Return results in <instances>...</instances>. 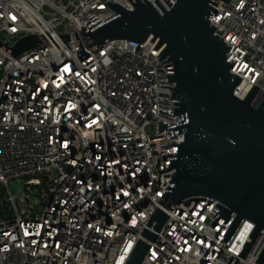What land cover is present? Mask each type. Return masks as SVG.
Wrapping results in <instances>:
<instances>
[{
	"label": "built area",
	"instance_id": "obj_1",
	"mask_svg": "<svg viewBox=\"0 0 264 264\" xmlns=\"http://www.w3.org/2000/svg\"><path fill=\"white\" fill-rule=\"evenodd\" d=\"M108 1L0 0V264H126L139 240L149 245L142 264H255L264 231L242 258L256 226L246 219L225 248L236 213L215 219L213 198L177 204L160 232L146 224L173 173L163 157L179 150L160 145L185 140L159 133V122L172 126L183 116L160 112H174L173 90L160 86L176 85L168 56L112 40L79 58L75 32L90 21L87 14L103 21L119 14ZM216 3L210 26L231 46L227 61L242 78L236 94L242 88L246 97L257 86L258 103L264 0ZM28 36L38 46L14 55Z\"/></svg>",
	"mask_w": 264,
	"mask_h": 264
},
{
	"label": "water",
	"instance_id": "obj_2",
	"mask_svg": "<svg viewBox=\"0 0 264 264\" xmlns=\"http://www.w3.org/2000/svg\"><path fill=\"white\" fill-rule=\"evenodd\" d=\"M128 10L114 0L107 5L119 12L107 21L93 13L89 22L77 29L80 39L79 58L112 40H131L150 49L158 59L168 56L174 65V74H167L175 87L169 101H174V112L160 108L171 117L183 116L176 125L159 122V133L173 136L185 134L183 142L160 145L161 148L178 145V153L168 154L167 169H173L171 180L146 224L158 232L168 220L173 208L186 199L213 198L217 200L210 215L215 219L236 217L221 240L227 248L241 223L246 219L255 228L239 256L246 258L264 231V96L256 103L259 87L253 86L245 98L236 94L242 78L231 72L229 51L218 35L217 27L210 26L209 16L217 1L231 0H166L167 10L159 0L135 4L128 0ZM213 15V14H212ZM39 41L28 36L12 49L14 55L37 47ZM165 182V184H166ZM3 207V212L5 207ZM144 236L155 240L156 233L146 230ZM149 245L139 240L126 264H142ZM264 264V247L255 262Z\"/></svg>",
	"mask_w": 264,
	"mask_h": 264
},
{
	"label": "bare ground",
	"instance_id": "obj_3",
	"mask_svg": "<svg viewBox=\"0 0 264 264\" xmlns=\"http://www.w3.org/2000/svg\"><path fill=\"white\" fill-rule=\"evenodd\" d=\"M237 95H238L239 97H241V98H244L245 95H246V91L243 90L242 88H240V89L238 90V92H237Z\"/></svg>",
	"mask_w": 264,
	"mask_h": 264
},
{
	"label": "rangeland",
	"instance_id": "obj_4",
	"mask_svg": "<svg viewBox=\"0 0 264 264\" xmlns=\"http://www.w3.org/2000/svg\"><path fill=\"white\" fill-rule=\"evenodd\" d=\"M14 191H15V193L18 194V190L17 189H15ZM43 196H44V198H47V192H44V195ZM19 206L24 207V204L21 203V202H19Z\"/></svg>",
	"mask_w": 264,
	"mask_h": 264
}]
</instances>
